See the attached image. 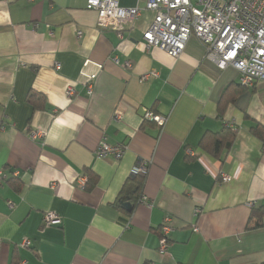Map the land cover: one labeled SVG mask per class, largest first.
Masks as SVG:
<instances>
[{"label":"crops","instance_id":"obj_1","mask_svg":"<svg viewBox=\"0 0 264 264\" xmlns=\"http://www.w3.org/2000/svg\"><path fill=\"white\" fill-rule=\"evenodd\" d=\"M153 19L143 11L115 30L87 0H0V264H264V216L253 217L264 205V145L250 131L264 126V80L241 85L195 35L179 57L147 50ZM225 132L235 138L217 157ZM103 138L126 144L120 161L97 157ZM142 160L151 164L132 211V196L116 201ZM47 213L62 223L45 225Z\"/></svg>","mask_w":264,"mask_h":264},{"label":"built area","instance_id":"obj_2","mask_svg":"<svg viewBox=\"0 0 264 264\" xmlns=\"http://www.w3.org/2000/svg\"><path fill=\"white\" fill-rule=\"evenodd\" d=\"M87 8L98 13L100 27L115 30H121L127 23L133 25L143 11H152L154 19L143 32L147 50L160 48L172 57H179L191 36L195 35L205 46L209 60L221 69L233 66L240 72V82L243 86L253 87L256 81L264 80V0H138L135 7H122L120 0H87ZM114 60L120 62L118 57ZM125 65L128 68L133 66L130 61ZM57 68H60V65ZM150 75L158 74H145L142 79H147ZM88 89L89 92L92 91V84L88 85ZM67 94L72 97L75 88L68 87ZM145 119L162 125L166 117L146 110ZM44 135L43 131L31 134L33 138ZM126 148L124 143L112 144L103 138L97 147L96 155L99 158L112 157L120 161ZM150 164L149 160L140 161L133 169L132 175H146ZM0 176L6 177L3 170H0ZM87 180L86 175L81 176L79 186L84 187ZM228 180L229 176L224 175L223 181ZM147 201L148 197L142 194L139 203ZM254 205L255 202L250 203V206ZM10 206L14 207V203ZM199 213L201 209H195V215L198 216ZM43 221L47 226L62 223L55 213L45 214ZM170 222L171 216H167L161 226V253L168 251V236L172 230ZM30 244L29 240H25L21 245L26 247Z\"/></svg>","mask_w":264,"mask_h":264},{"label":"trees","instance_id":"obj_3","mask_svg":"<svg viewBox=\"0 0 264 264\" xmlns=\"http://www.w3.org/2000/svg\"><path fill=\"white\" fill-rule=\"evenodd\" d=\"M242 85V84H241ZM245 88V87H244ZM37 96V94H30V101L34 102L35 101V97ZM251 133L257 137L258 139H260L264 145V126L260 125V124H256L255 126L251 127L250 129ZM235 138V133L234 132H225L221 135H219L217 138H215L214 140V145L212 147L213 150H210L212 153H214L217 157H220V154L222 153L223 149L225 148V146L230 145L232 143V141ZM16 179V177H12L9 178L8 181ZM90 182H89V187L94 186L97 177L95 175L92 176V178H90ZM145 180H146V175H132V177L130 179H128V181L126 182V184L124 185L120 196L118 197L116 203H118L119 205H124V195L127 194L129 196H132L133 199V204H130V206L132 207V211L134 210V208L136 207L137 203H138V198L134 197L135 195H139L140 192H142L144 184H145ZM130 198L131 197H126ZM137 199V200H136ZM129 203H127L128 205ZM256 211H253V217H257V225H259L261 223L262 217L264 216V205L261 206L260 208L255 209ZM131 211V212H132ZM256 225V226H257Z\"/></svg>","mask_w":264,"mask_h":264},{"label":"water","instance_id":"obj_4","mask_svg":"<svg viewBox=\"0 0 264 264\" xmlns=\"http://www.w3.org/2000/svg\"><path fill=\"white\" fill-rule=\"evenodd\" d=\"M127 206H128V208H129L130 210L132 209L131 206H130V204H128Z\"/></svg>","mask_w":264,"mask_h":264}]
</instances>
